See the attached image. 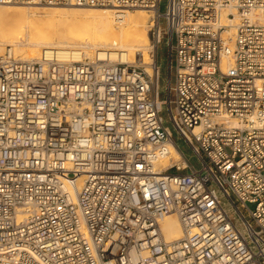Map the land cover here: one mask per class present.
<instances>
[{
    "label": "built area",
    "instance_id": "2783aa9c",
    "mask_svg": "<svg viewBox=\"0 0 264 264\" xmlns=\"http://www.w3.org/2000/svg\"><path fill=\"white\" fill-rule=\"evenodd\" d=\"M162 1L0 0L147 9L153 56L149 73L99 53L0 54V264H264V0ZM171 213L184 234L167 241Z\"/></svg>",
    "mask_w": 264,
    "mask_h": 264
},
{
    "label": "bare ground",
    "instance_id": "6f19581e",
    "mask_svg": "<svg viewBox=\"0 0 264 264\" xmlns=\"http://www.w3.org/2000/svg\"><path fill=\"white\" fill-rule=\"evenodd\" d=\"M148 11L140 8L132 12L113 6H54L39 13L32 8L6 4V8L0 7V41L13 45L15 55L22 59H37L44 50L56 48L62 59L80 60L84 55L91 57L99 53L114 61L144 64L151 73ZM230 12L234 17L229 16ZM261 20L264 22V17ZM219 21L228 26L225 36L232 37L238 23L237 10L221 9ZM178 152L172 144L171 153L177 161L181 160ZM161 226L167 241L183 237V228L175 213L167 215Z\"/></svg>",
    "mask_w": 264,
    "mask_h": 264
},
{
    "label": "rangeland",
    "instance_id": "374dc122",
    "mask_svg": "<svg viewBox=\"0 0 264 264\" xmlns=\"http://www.w3.org/2000/svg\"><path fill=\"white\" fill-rule=\"evenodd\" d=\"M9 5L21 6V7H24V8H32V10L33 9L37 10V11H39V13L40 12L41 13L44 12L49 7L50 8L54 7V6H45V5L44 6L34 5V6H37V7H33L32 5H22V4H9ZM70 6L71 5H59V6H55V7H70ZM0 7L6 8V4H3V5L0 4ZM83 7H90V6H83ZM138 9H140V7L130 8L129 10L132 11V12H136ZM164 9H165V0L162 1L161 11H164ZM148 12L150 14V20H151L152 13L150 11H148ZM38 16L41 17L40 14ZM160 24H161L162 28L165 29L166 22H165L164 18L160 21ZM150 42H151V39H150ZM2 44L3 43L0 41V54L3 53L6 50L7 47H12L13 46V45H10V44L6 45L5 43L3 45ZM158 64L160 66V71H161L160 98L161 99H167L168 98V89H167V80H168V47H167V36H166V34L163 35L161 43L159 44V47H158ZM163 116L166 119L167 124L172 128L173 137H174L175 141L177 142V144L180 146V148L183 150L185 155L190 159V161L192 163L195 164L196 167H201V162L199 161V159L197 158V156L195 155V153L193 152L191 147L187 144V142L184 140V138L179 133H177V131L173 128L171 120L169 119L168 106H165L164 111H163ZM252 207H254V205Z\"/></svg>",
    "mask_w": 264,
    "mask_h": 264
}]
</instances>
